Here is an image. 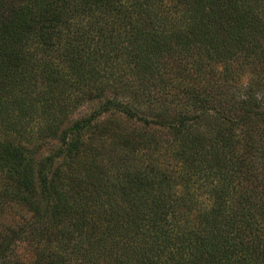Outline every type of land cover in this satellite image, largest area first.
I'll return each mask as SVG.
<instances>
[{
  "label": "trees",
  "instance_id": "obj_1",
  "mask_svg": "<svg viewBox=\"0 0 264 264\" xmlns=\"http://www.w3.org/2000/svg\"><path fill=\"white\" fill-rule=\"evenodd\" d=\"M45 262L264 264V0H0V264Z\"/></svg>",
  "mask_w": 264,
  "mask_h": 264
},
{
  "label": "rangeland",
  "instance_id": "obj_2",
  "mask_svg": "<svg viewBox=\"0 0 264 264\" xmlns=\"http://www.w3.org/2000/svg\"><path fill=\"white\" fill-rule=\"evenodd\" d=\"M103 66H106V65H102V67ZM96 87H99V86H96ZM98 90L100 92H102L101 88H98ZM87 104H88L87 102H83L82 103V106H86ZM93 105H95V103L91 104L90 106H93ZM86 110L87 109L84 108V109H82V112H80V113H84V111H86ZM108 123L113 128V132L114 131H117V130L123 131L124 129H128L130 131V130H133L134 128H136L138 126L137 123L127 122V121H125L124 119H122L119 116L112 117L110 119V121L107 122V124ZM104 125H106V124L100 125L99 129L101 130ZM111 134H112V132L109 133L107 136H110ZM36 143L38 144V146L39 145L41 146V149L43 151H48V152L51 149V146H55V145H52V143L53 144H57V143H54V141H51V140H47V144H45L46 141H44V140L36 141ZM98 144L99 145L96 146V151H97V154L98 155H101L103 153H115L120 148V145L115 140H108V142H106V143H103V142L99 141ZM84 161H86V164L89 163L86 158L85 159L78 160L77 163L78 164H82ZM82 181H84V180H77V181H72L71 180L70 181V187L73 188V189H75V190H79V188L82 185L85 184ZM80 182H81V185L79 186ZM9 213L12 214V215H14L15 218H18V217L27 215V213H25L21 209L13 210V212L10 211ZM18 250H19V253H21L22 255L25 256L26 259H30L33 256V251L26 244L20 246ZM42 264H49V263H46L45 262V263H42Z\"/></svg>",
  "mask_w": 264,
  "mask_h": 264
}]
</instances>
